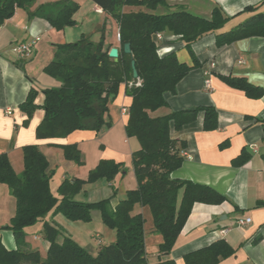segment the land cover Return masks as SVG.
<instances>
[{"label":"trees","instance_id":"1","mask_svg":"<svg viewBox=\"0 0 264 264\" xmlns=\"http://www.w3.org/2000/svg\"><path fill=\"white\" fill-rule=\"evenodd\" d=\"M36 0H0V25L10 19L16 9L31 6ZM118 25V62L108 57L104 45V30L98 42L81 36L76 43L57 45L51 62L43 72L58 82L57 87L41 90L40 108L43 118L37 127L38 139L64 138L78 130L100 131L110 127L106 120L108 105L118 95L121 85L131 99L127 109L125 133L135 138L140 148L131 156L136 189L128 191L115 206L111 198L96 203H81L74 197L86 183L99 179L111 182L124 169L118 163L103 160L88 173L86 180L65 179L57 189L58 198L50 189L53 175L46 157L37 146L23 149V172L16 175L5 154H0V184L7 187L15 201V212L2 229L9 230L16 242L15 250H7L0 240V264H150L144 244L145 220L136 207L150 211L153 232L160 235L159 257L153 264H174L168 257L195 203L219 205L227 198L210 187L172 178L183 161V142L169 137V126L175 130L204 114V131L217 128V113L212 107H196L192 111L169 112L153 117L149 113L167 107L165 94L175 95L177 84L200 64L193 55L192 45L202 37L214 34L218 48L251 37L264 38V13L222 31L230 20L219 7L211 11V18H203L179 8L170 11L169 1L179 0H91ZM259 5L247 8L255 11ZM79 5L73 0H62L51 8H39L38 16L56 31L75 25L73 18ZM136 8L138 10H126ZM168 32L177 36L188 50L192 66L178 61L174 53L159 57L153 37ZM130 44L131 54L123 52ZM134 61L137 79L132 78ZM230 87L243 91L246 97L260 98L262 90L242 78L222 77ZM39 91L30 89L19 108L27 117L38 108L35 99ZM64 158L81 163L75 145L62 148ZM245 159V158H244ZM243 156L237 164H242ZM97 211L101 223L114 232L115 239L99 245L95 254L78 245L55 222H44L43 238L48 243L45 258L38 251L26 249L25 229L52 213L63 215L71 222L90 223ZM1 229V228H0ZM257 242V241H255ZM234 254L225 241L215 243L184 257L185 264H218Z\"/></svg>","mask_w":264,"mask_h":264},{"label":"crops","instance_id":"2","mask_svg":"<svg viewBox=\"0 0 264 264\" xmlns=\"http://www.w3.org/2000/svg\"><path fill=\"white\" fill-rule=\"evenodd\" d=\"M61 1L36 0L24 10L16 9L14 15L0 25V154H5L14 173L21 175L24 168L23 149L37 146L53 173L50 189L57 198V189L63 180H86L88 173L103 160L118 163L124 173H118L111 182L99 179L86 183L74 197L81 203H96L111 198V204L115 206L128 191L136 189L131 156L140 148L138 141L128 138L125 133L131 99L125 95L124 85L108 105L106 120L110 123L109 129L103 127L98 132L78 130L56 140L36 137L37 127L43 118L41 90L59 85L43 69L53 59L55 47L70 43L78 29L67 27L56 31L36 14L39 8H51ZM83 1L93 12V17L99 19L94 28L100 37L104 30L105 48L119 49L117 23L91 0ZM257 5L259 7L255 11L247 10ZM216 6L230 18L222 31L237 27L254 14L264 13V0H179L168 3L170 11L182 8L203 18H211V11ZM35 37L39 41L31 56L19 59L13 52L14 46ZM153 39L158 46L159 57L174 53L179 62L190 67L193 65L179 37L165 32ZM192 51L200 65L191 69L177 84L175 95L165 94L166 108L149 114L163 116L196 107L216 110L218 126L213 131H204L202 112L180 130H175L170 123L169 137L185 144L181 153L184 161L172 178L210 187L225 196L227 201L219 205H192L172 251L168 257L161 258L172 259L174 264H185L186 255L223 240L234 249V254L221 259L218 264H264V38L251 37L218 48L212 33L195 42ZM222 77L242 78L261 89L262 96L256 99L246 97L243 91L230 87ZM32 88L39 91L35 99L38 108L27 117L19 105L26 100ZM69 144L79 150L80 164L64 158L62 148ZM242 156L245 158L243 163L237 164ZM14 212L15 201L7 187L0 184V240L7 250L17 247L13 234L6 228L2 229L8 225ZM133 213L142 214L145 220L146 259L153 264L160 256L157 247L162 239L153 232L147 207H136ZM246 219L250 222L242 226L237 224L238 220ZM95 220V228H89ZM44 222H55L91 254L97 252L99 245L115 239L114 232L112 234L101 223L97 211L92 212V221L86 224L71 222L61 214L53 216L50 213L44 220L26 228L23 239L26 249L38 251L42 258L48 250V243L43 238Z\"/></svg>","mask_w":264,"mask_h":264},{"label":"rangeland","instance_id":"3","mask_svg":"<svg viewBox=\"0 0 264 264\" xmlns=\"http://www.w3.org/2000/svg\"><path fill=\"white\" fill-rule=\"evenodd\" d=\"M39 1L44 2L47 0H39ZM73 1L79 5V8L77 9V11L73 16L74 20L76 19L75 20L76 23L70 28H78V29H77V33L73 34L70 43H76L78 39L81 38L82 35L87 37L92 42H97L100 37V34L99 32H97L96 28H94V25L98 24L99 19L97 20L96 17H93L94 16L93 12H91L90 8L84 3L83 0H73ZM95 218L98 219V217ZM96 224L97 221L95 220L91 223L89 228H95ZM109 231L113 234V231L111 230Z\"/></svg>","mask_w":264,"mask_h":264},{"label":"built area","instance_id":"4","mask_svg":"<svg viewBox=\"0 0 264 264\" xmlns=\"http://www.w3.org/2000/svg\"><path fill=\"white\" fill-rule=\"evenodd\" d=\"M38 41H39V38L35 37L34 39H32L28 42L17 44L16 46H14L13 52L18 56L19 59L29 58ZM206 87H208V82H206ZM249 222H250V219L238 220L237 224L239 226H242V225L249 223Z\"/></svg>","mask_w":264,"mask_h":264},{"label":"water","instance_id":"5","mask_svg":"<svg viewBox=\"0 0 264 264\" xmlns=\"http://www.w3.org/2000/svg\"><path fill=\"white\" fill-rule=\"evenodd\" d=\"M123 48V52L125 54H128L130 55L131 54V47H130V44L126 43L124 44V46L122 47ZM118 54H119V49L118 48H111L109 49V52H108V57L113 61V62H118ZM131 70H132V78L133 79H137V71H136V68H135V63L134 61H131ZM193 109H189V111H192Z\"/></svg>","mask_w":264,"mask_h":264}]
</instances>
